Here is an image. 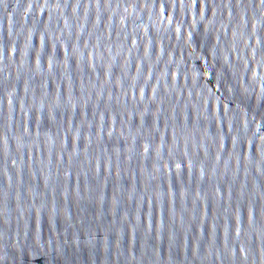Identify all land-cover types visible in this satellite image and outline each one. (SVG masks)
<instances>
[{
	"label": "water",
	"instance_id": "95a60500",
	"mask_svg": "<svg viewBox=\"0 0 264 264\" xmlns=\"http://www.w3.org/2000/svg\"><path fill=\"white\" fill-rule=\"evenodd\" d=\"M0 264H264V0H0Z\"/></svg>",
	"mask_w": 264,
	"mask_h": 264
}]
</instances>
